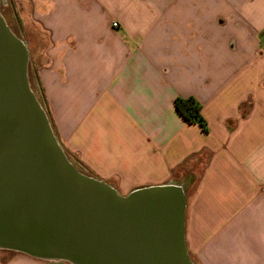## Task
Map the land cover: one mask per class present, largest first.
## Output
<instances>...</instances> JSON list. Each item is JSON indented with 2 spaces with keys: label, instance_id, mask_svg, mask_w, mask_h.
I'll list each match as a JSON object with an SVG mask.
<instances>
[{
  "label": "crops",
  "instance_id": "obj_1",
  "mask_svg": "<svg viewBox=\"0 0 264 264\" xmlns=\"http://www.w3.org/2000/svg\"><path fill=\"white\" fill-rule=\"evenodd\" d=\"M6 1L71 162L122 194L186 181L192 262L264 264V0Z\"/></svg>",
  "mask_w": 264,
  "mask_h": 264
},
{
  "label": "water",
  "instance_id": "obj_2",
  "mask_svg": "<svg viewBox=\"0 0 264 264\" xmlns=\"http://www.w3.org/2000/svg\"><path fill=\"white\" fill-rule=\"evenodd\" d=\"M28 58L0 12V250L68 264H194L187 182L122 194L81 172L31 90Z\"/></svg>",
  "mask_w": 264,
  "mask_h": 264
},
{
  "label": "rangeland",
  "instance_id": "obj_3",
  "mask_svg": "<svg viewBox=\"0 0 264 264\" xmlns=\"http://www.w3.org/2000/svg\"><path fill=\"white\" fill-rule=\"evenodd\" d=\"M8 2L6 0H0V12H1V15H5L6 17H9V14H10V8L9 6H7ZM8 19V18H7ZM5 20V18H4ZM6 21V20H5ZM28 48V54H29V58H28V65H27V72H28V78H29V83H30V87H31V90L33 91V93L35 94V96L37 97V99L39 100V102L41 103V105L43 106V108L46 110L44 104H43V100H42V96H41V92L38 88V86H36V80H35V77H34V72H35V64H34V61H33V52L34 51V48L33 47H27ZM46 113L49 117V120H50V116L46 110ZM50 124H51V120H50ZM51 127H52V124H51ZM52 130L54 132V127H52ZM70 160V159H69ZM71 161V160H70ZM15 254H18L16 252H12V251H4V250H0V260H6L7 258L15 255ZM47 262V261H45ZM50 264H68L67 262H63V261H60V262H49Z\"/></svg>",
  "mask_w": 264,
  "mask_h": 264
},
{
  "label": "trees",
  "instance_id": "obj_4",
  "mask_svg": "<svg viewBox=\"0 0 264 264\" xmlns=\"http://www.w3.org/2000/svg\"><path fill=\"white\" fill-rule=\"evenodd\" d=\"M174 104L185 121L195 123L201 128L202 131H207L206 122L200 114V104L198 101L192 97H176Z\"/></svg>",
  "mask_w": 264,
  "mask_h": 264
},
{
  "label": "built area",
  "instance_id": "obj_5",
  "mask_svg": "<svg viewBox=\"0 0 264 264\" xmlns=\"http://www.w3.org/2000/svg\"><path fill=\"white\" fill-rule=\"evenodd\" d=\"M113 26H116V23H113Z\"/></svg>",
  "mask_w": 264,
  "mask_h": 264
}]
</instances>
